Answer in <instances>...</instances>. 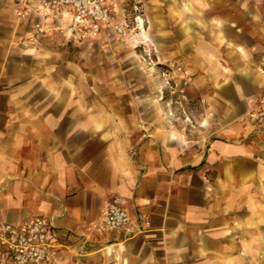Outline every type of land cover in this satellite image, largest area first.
Listing matches in <instances>:
<instances>
[{
    "label": "crops",
    "instance_id": "0c3cea01",
    "mask_svg": "<svg viewBox=\"0 0 264 264\" xmlns=\"http://www.w3.org/2000/svg\"><path fill=\"white\" fill-rule=\"evenodd\" d=\"M12 3L0 0V222L53 218L49 264H264V127L242 120L264 91V0H106L150 64L110 27L21 48L36 15L18 25ZM113 195L131 222L99 233Z\"/></svg>",
    "mask_w": 264,
    "mask_h": 264
},
{
    "label": "built area",
    "instance_id": "2783aa9c",
    "mask_svg": "<svg viewBox=\"0 0 264 264\" xmlns=\"http://www.w3.org/2000/svg\"><path fill=\"white\" fill-rule=\"evenodd\" d=\"M106 0H13L17 23L30 13L36 15L30 29L19 33L15 44L29 48L41 37L56 31L68 44H81L110 27L120 41L128 40L132 29L116 20L113 7ZM242 120L257 128L264 127V91L257 105ZM131 217L122 198L106 199L100 221L93 224L99 233L127 225ZM59 229L53 218L34 215L19 223L0 222V264H49L59 245Z\"/></svg>",
    "mask_w": 264,
    "mask_h": 264
},
{
    "label": "rangeland",
    "instance_id": "374dc122",
    "mask_svg": "<svg viewBox=\"0 0 264 264\" xmlns=\"http://www.w3.org/2000/svg\"><path fill=\"white\" fill-rule=\"evenodd\" d=\"M137 41H139V40H137ZM120 42L126 44L125 49H128V46L131 45V47L134 48L133 50H135L136 54L141 58V60H142L145 64H150V63H151L149 50H148L146 47H144V46H142L141 44H139V42H138V43L136 42V38H135V34H134V33H132L131 37H130L128 40H126V41H124V42H123V41H120ZM134 45H135V46H134ZM130 52H132V51H130ZM130 52L128 51V53H130ZM75 58L78 59L79 57L76 56ZM103 59H104V62H106V61L109 60L108 58L106 59V57L103 58ZM97 60H99V59L97 58ZM97 60H95L94 62H97V63L102 62V61H101L102 59H100L99 61H97ZM94 74H95V75H98L99 78H100V79H103V80H109V81H112V80L114 79L113 76L109 79V72H97V71H95ZM95 75H94V76H95ZM107 91H108V88H107L106 90H103L104 93H106ZM145 131H146V130H145ZM147 134H148V132L146 131L145 134H144V136L147 135ZM100 219H101V218H100ZM100 219L97 220L96 222L100 221ZM96 222H94V223H96ZM94 223H93V224H94ZM92 226H93V225H92ZM92 226H91V227H92Z\"/></svg>",
    "mask_w": 264,
    "mask_h": 264
}]
</instances>
